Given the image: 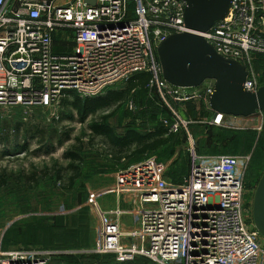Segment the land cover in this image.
Here are the masks:
<instances>
[{"label": "built area", "instance_id": "2783aa9c", "mask_svg": "<svg viewBox=\"0 0 264 264\" xmlns=\"http://www.w3.org/2000/svg\"><path fill=\"white\" fill-rule=\"evenodd\" d=\"M184 9L180 0H94L93 6L86 0H0V107L57 111L70 94L99 97L138 74L149 75L146 89H156L165 103L208 104L213 81L185 89L162 77L156 51L169 36L187 31ZM62 31L73 34L66 54L53 50ZM198 35L219 56L245 67V91L260 88L253 64L264 57V0H231L228 15ZM219 116L209 125L230 128L227 119H236ZM165 128L170 134L182 129ZM188 143L189 172L181 182L167 180V163L144 159L118 172L113 187L89 194L91 254L118 264L139 257L155 264H264V240L244 204L249 159L199 154L190 134ZM111 194L131 196L135 205L106 212L97 201ZM68 214L63 209L57 216ZM124 216L132 218V228L122 226ZM38 254L11 252L4 261L43 264Z\"/></svg>", "mask_w": 264, "mask_h": 264}, {"label": "rangeland", "instance_id": "374dc122", "mask_svg": "<svg viewBox=\"0 0 264 264\" xmlns=\"http://www.w3.org/2000/svg\"><path fill=\"white\" fill-rule=\"evenodd\" d=\"M73 46L71 31L56 35V52L66 54ZM253 69L257 84L263 87L264 57L255 60ZM125 87L126 84H118L112 91ZM165 101L156 89L135 91L107 121L116 136H122L127 130L145 134L173 124L182 128L171 133L173 139L164 148L117 163L110 159L101 138L91 139L88 129L91 117L79 124L76 115L71 113L72 122H60L62 107L57 111L0 107V181L3 178L0 182V264H8L4 261L5 255L11 252H38L43 264H66L64 256H74L71 264H117L111 257H91L95 233L94 217L87 203L89 194L114 186L118 172L144 159L167 163V180L179 183L189 172L188 134L199 154L249 159L244 204L247 214L250 210L247 220L252 219L253 224L254 196L264 175V112L259 111L251 118H228L230 128H218L209 125L211 110L205 102H175L171 98ZM18 125L38 127L42 135L46 134L41 138L34 131L27 136L20 132L18 136L15 128ZM5 129L9 134H5ZM52 131H55L53 137ZM6 137L9 143L1 144ZM78 146L82 147L81 161L76 164L79 177L72 188H67L63 180L70 173L60 175L59 181L55 172L67 167L70 162L65 154L74 153L73 148ZM113 195L98 199L97 203L104 205L108 201L106 208H114ZM66 208L67 216H57ZM64 224L66 231L55 230ZM126 264L155 263L139 257Z\"/></svg>", "mask_w": 264, "mask_h": 264}, {"label": "water", "instance_id": "95a60500", "mask_svg": "<svg viewBox=\"0 0 264 264\" xmlns=\"http://www.w3.org/2000/svg\"><path fill=\"white\" fill-rule=\"evenodd\" d=\"M185 3L186 32L169 36L157 48L162 77L169 85L192 89L205 81L214 82L208 100L213 117H256L264 112V86L255 93L244 90L245 67L219 56L198 34L206 33L229 12L231 0H180ZM90 6L94 0H86ZM252 218L255 229L264 240V175L253 201Z\"/></svg>", "mask_w": 264, "mask_h": 264}, {"label": "trees", "instance_id": "16d2710c", "mask_svg": "<svg viewBox=\"0 0 264 264\" xmlns=\"http://www.w3.org/2000/svg\"><path fill=\"white\" fill-rule=\"evenodd\" d=\"M149 80L150 77L148 74H138L126 83L124 89L120 91L110 90L104 95L94 98L82 99L75 94H70L61 102L62 112L60 115L62 118L60 122H72L74 117L69 115L71 113L76 115L79 124H83L91 117L92 120L88 127L92 133L91 139L97 137L101 138L106 146V151L110 154V159L114 162H120L134 156H144L148 153L156 152L167 146L173 139V135L168 133L167 128L160 126L158 129H154L145 134L139 133L136 130H127L122 136H116L107 124V121L121 105L127 102L132 93L135 91H146ZM98 113H101V115ZM15 128L18 136L20 132H23L27 136L35 131L37 137L41 138L46 134L42 135V130L38 127L18 125L15 126ZM5 130V134H9V131L7 129ZM54 133L55 131L51 132L52 137L54 136ZM3 143L8 144L9 137H6L4 141H1V144ZM73 150H75L74 153L65 154V157H67L70 162L67 167L63 170L58 169L55 172L58 175L57 179L59 181L62 180L60 175H63V173H70V175L63 180L67 183V188H72L74 182L79 177V170L76 167V164L81 161L79 154L82 152V147L78 146L73 148ZM2 181L3 178H1L0 182L2 183ZM179 182H181V180ZM91 257L98 258L103 256L92 254ZM104 257L113 258L112 256ZM63 259L72 262L75 258L74 256H64Z\"/></svg>", "mask_w": 264, "mask_h": 264}, {"label": "crops", "instance_id": "0c3cea01", "mask_svg": "<svg viewBox=\"0 0 264 264\" xmlns=\"http://www.w3.org/2000/svg\"><path fill=\"white\" fill-rule=\"evenodd\" d=\"M56 37V36H55ZM54 50V48H53ZM71 51V50H70ZM55 53H59V52H56L54 50ZM61 107V106H60ZM59 110V109H58ZM60 112V111H59ZM213 112L211 111V114H210V117L212 118L213 117ZM123 161V160H122ZM121 162V161H120ZM117 163V162H116ZM113 187V186H111ZM109 187V188H111ZM108 189V187H107ZM104 190V189H102ZM107 196H110V195H107ZM115 196V197H114ZM103 198V197H102ZM101 198V199H102ZM111 200L114 201L115 205H114V208H106L109 207V202L106 201L103 205V203L101 202V208L106 211V212H109V213H113L116 209H120V210H129L133 207V205H135V198L131 197V196H119L117 197L116 195H113V197L111 198ZM67 209V208H66ZM121 224L123 227H129V228H132V225H133V220L132 218L130 217V220L128 219V217H123L121 220H120ZM128 229V228H127ZM55 230H61V231H66V226L65 224L62 225V227H60L59 229H55ZM59 233V232H58ZM65 261L66 264H71V262H68L66 261L65 259H63Z\"/></svg>", "mask_w": 264, "mask_h": 264}, {"label": "bare ground", "instance_id": "6f19581e", "mask_svg": "<svg viewBox=\"0 0 264 264\" xmlns=\"http://www.w3.org/2000/svg\"><path fill=\"white\" fill-rule=\"evenodd\" d=\"M223 116H219V118H218V121H221L223 118H222ZM252 130V129H251Z\"/></svg>", "mask_w": 264, "mask_h": 264}]
</instances>
